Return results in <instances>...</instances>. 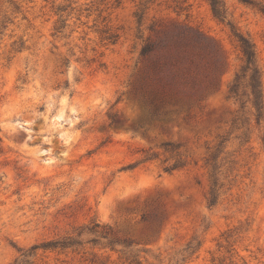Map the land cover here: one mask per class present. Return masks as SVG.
Listing matches in <instances>:
<instances>
[{
    "label": "rangeland",
    "instance_id": "374dc122",
    "mask_svg": "<svg viewBox=\"0 0 264 264\" xmlns=\"http://www.w3.org/2000/svg\"><path fill=\"white\" fill-rule=\"evenodd\" d=\"M218 2L0 0V264H264V0ZM165 35L198 77L150 121Z\"/></svg>",
    "mask_w": 264,
    "mask_h": 264
},
{
    "label": "trees",
    "instance_id": "16d2710c",
    "mask_svg": "<svg viewBox=\"0 0 264 264\" xmlns=\"http://www.w3.org/2000/svg\"><path fill=\"white\" fill-rule=\"evenodd\" d=\"M218 0H210L212 10L219 14ZM239 47L244 57V72H249V85L252 95V106L255 110L256 121L259 122L263 116V104L261 99L259 71L256 64L255 52L249 41L243 36H237ZM189 41L179 36L165 35L156 41H146L140 50V56L144 62L148 78L151 77V93L166 94V98L151 97L146 92L142 95L143 105L148 106L149 120L164 118L168 114L175 113L184 108L185 102L180 97V84H188L198 77L197 65L193 63V57L189 49ZM168 65L169 72L164 70ZM244 74L236 73L232 84L229 86V93L238 95V81ZM173 167H168L170 170ZM210 203L216 201V189L210 191Z\"/></svg>",
    "mask_w": 264,
    "mask_h": 264
}]
</instances>
